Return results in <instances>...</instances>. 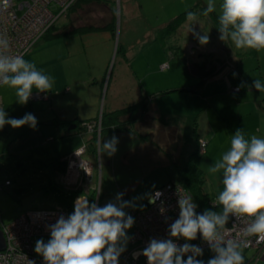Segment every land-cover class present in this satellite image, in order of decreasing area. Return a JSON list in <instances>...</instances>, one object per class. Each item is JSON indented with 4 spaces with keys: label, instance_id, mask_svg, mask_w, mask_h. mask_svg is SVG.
Here are the masks:
<instances>
[{
    "label": "crops",
    "instance_id": "1",
    "mask_svg": "<svg viewBox=\"0 0 264 264\" xmlns=\"http://www.w3.org/2000/svg\"><path fill=\"white\" fill-rule=\"evenodd\" d=\"M203 1L206 2L205 0H199V2ZM98 34L102 37L94 43L92 39L97 38ZM66 36H71L65 42L67 45L58 40L56 42L62 44L63 47L58 51L52 50L50 43H54L55 39ZM53 37L54 39L48 40L49 42L46 43L44 58L46 57L47 60H44L45 63L42 65V69L54 77L52 90L42 92L46 94L44 98H29L27 101L31 112L37 117L36 127L32 128L27 124L13 127L5 124L3 128H0V132L6 133L8 131L6 133L7 137H13L9 140L8 146L18 148L16 152L24 148H28V150L40 146L48 148L50 144H52V147L56 146L54 152L40 153L36 155L35 159L32 155L30 159L25 154L23 158L42 162L47 168H51L53 182L67 193H70L68 191L70 189L64 185L63 171L52 168L49 160L52 158L63 159L70 152L84 144L83 157L92 164L93 174L99 184L98 204L102 206L110 200L114 201L115 196L110 191L112 186L124 193L121 197L122 200L131 201V205L125 207L126 213L141 208L155 186L165 181L174 180L168 174L167 179L164 181L155 180L157 173H153V170L172 166L179 176L178 170L180 167H178V164L182 163V160L193 153L196 148V142L191 141L182 147V138H185L187 131H190L193 136L194 131L197 136L204 137L207 141L204 152L196 161L204 172L206 191L217 195L220 188H222L220 176L215 173L213 175L215 181L213 182L206 175L205 164L207 163L211 167L219 159L220 154L229 147L231 135L238 127H242L248 136L253 134L264 135V90H256L251 86V81L257 77L264 80V50L237 49L229 44L226 47L225 43L229 40H225L220 57H214L216 64H213V62L207 65L203 62L201 65L197 64L195 70L199 69V71L198 73L193 72L192 75L196 74L195 77L199 80L195 81L191 78L186 81L185 79L184 87H174L175 89L179 88L178 92L181 95H178L175 102H172L171 98V104L176 106L174 109L162 111L161 104L153 99L149 101L152 104V108H148L150 115L158 116L163 125L173 131V139L171 138L168 141L166 147H160L154 137L151 135L148 137L144 134L145 131L141 132V130L132 126L124 131H112L108 128L101 130L98 126L99 122H97V131L92 129L93 123L99 119L103 111H111L127 106L120 105L124 103L119 101L115 103L116 95L119 92L116 80L109 88L108 76L105 79H103L104 75L101 77V74H106L108 49L106 50V47L99 44L98 41L102 43L104 39L108 41V38L112 37L110 32L102 30L84 34L70 32ZM43 38L45 39L47 36ZM83 42L85 45L93 46V49L90 51L81 48L80 44ZM105 44H108V42ZM185 44L179 46L180 51L177 58L182 56L183 47L192 46V43H189V46ZM121 51L124 58H127L124 47ZM85 54L88 66L81 64L82 59L80 57L72 62V55L83 56ZM61 62L63 63L61 64ZM215 66L218 67V70L213 75L206 76V73ZM101 67L104 68L103 72L100 71ZM100 72L102 73L100 74ZM217 77H221V81ZM235 86L239 89L233 90L232 88ZM208 88L212 91L206 92ZM134 91L137 92L138 96L136 101L131 103L142 100L146 96L152 97L141 86L139 89L138 85H134ZM33 92H36V90L33 89ZM27 103H18L15 91L11 87H0V105L5 107L9 116L18 118L17 115L12 113L11 108L14 109L15 106L19 105L28 106ZM168 119H171L170 123H167ZM183 120L190 122L184 124V130L181 123ZM85 121H88L91 125L87 126L88 123H83ZM73 124L74 127H71ZM153 133L154 131H152ZM94 135L96 136V148L94 147V141L93 145L89 143ZM113 135L118 137L117 144L129 142L128 148L118 156L115 153L112 155L100 153L98 141L102 138L103 142ZM192 144L195 146L194 150ZM61 148L63 149L60 150ZM60 154L65 155L61 156ZM4 155L3 148H0V159ZM47 176L49 178V175ZM127 177L128 180H126ZM140 181H142L141 184L146 183V181L155 183L143 194L136 196L133 194L134 189H131L133 185L135 186ZM52 187H44V193L46 195L53 193L51 191ZM109 193L110 195H108ZM78 197L88 199V193L78 190L74 194L73 203ZM15 216L6 218L5 221L1 222H7ZM0 218L2 219V216ZM131 233L132 226L130 227V235ZM243 251L245 264H264V259L254 260L255 251L253 249L247 251L243 249Z\"/></svg>",
    "mask_w": 264,
    "mask_h": 264
},
{
    "label": "clouds",
    "instance_id": "2",
    "mask_svg": "<svg viewBox=\"0 0 264 264\" xmlns=\"http://www.w3.org/2000/svg\"><path fill=\"white\" fill-rule=\"evenodd\" d=\"M8 0H3L6 6ZM217 8L216 0H208L205 12ZM217 26L219 39L230 40L237 49L264 50V0H219ZM197 12L188 10L186 17L201 43L207 42V33L200 34L192 28ZM10 41L6 33L0 32V87L14 89L16 101L25 104L33 93L52 90L54 77L37 67L23 54L9 51ZM256 90H264V80L257 77L251 81ZM5 124L18 127L27 124L35 128L37 117L26 112L21 117H11L0 105V128ZM118 137L102 138L98 141L99 152L112 155L117 150ZM218 173L222 188L215 203L220 210L205 208L197 212L198 204L190 193H178V216L168 225L170 238H150L141 253L147 264H245L243 249L255 237L257 243L264 242V135L248 136L242 127L231 135L229 147L224 150L209 168ZM100 191V189H99ZM98 191V192H99ZM123 192L116 194L115 201L99 205L89 199L74 202L67 216L61 214L54 223L47 225L50 235L45 241L36 240L34 250L43 257L45 264H119L129 240V229L135 218L126 213L131 201L122 200ZM162 195L159 191L152 202ZM164 208H160L164 212ZM235 219L245 221L243 228L233 237L228 222ZM2 222H0L1 224ZM208 243L214 253L206 261L198 259L203 249L189 243L197 235ZM171 237H183L186 242L178 244ZM138 253H133L135 257Z\"/></svg>",
    "mask_w": 264,
    "mask_h": 264
},
{
    "label": "rangeland",
    "instance_id": "3",
    "mask_svg": "<svg viewBox=\"0 0 264 264\" xmlns=\"http://www.w3.org/2000/svg\"><path fill=\"white\" fill-rule=\"evenodd\" d=\"M205 1L206 2H203L207 5L208 0ZM198 3L199 0H114V37H109L108 41L104 39L103 43L101 41H98L99 44H102L106 47V50L108 49L106 74H101L104 69L101 67V77L104 75L103 79H105L108 76L109 88H111L115 80L118 84L117 87L119 89V92L116 95L115 103H118L119 101L120 103H124L120 105H128L129 103L136 101L138 94L136 91H134V85H138L139 89L141 86L142 89L152 95L151 98L145 95V98L139 100L146 102L147 109L143 112L141 111L142 106L138 105L137 109L134 111V114H137V117L130 122V126L141 130V132L145 131L144 134L148 137H150L149 135L154 137V140L160 147H166V145H168V141L173 137V131L171 128L165 127L163 125V122L159 120L158 116L150 115L148 108H152V104H150L149 101L153 99L157 101V103L161 104L160 106L162 111H171L172 109H174L176 106H173L171 104V98L172 102H175L176 98L180 94L178 92L179 88L175 89L174 87H184V82L189 81L191 78L195 81L199 80V78L195 77L196 74L194 76L192 75L193 72L198 73L199 71V69L195 70L197 64L201 65L202 62L205 65L210 64L211 62H213V64H216L214 57H220V54L222 52L221 49L223 47L222 45L224 41L219 39V32L216 33L210 26H207L209 23H206V19L200 18V16H197L198 22H194L192 24V28L195 30V32H198L200 34L207 33V42L201 43L194 32L189 31V25L191 21H189L188 18L185 19L183 23L173 33H171V35L164 36L162 38L159 37L161 36L159 35V29L161 25H165L166 22H168L170 19L187 8H199V5L196 6V4ZM216 3V11L219 13V0H216ZM72 5L69 8H71ZM68 12L64 16L57 19L50 28L55 26L53 30H56L57 27L62 29L65 24L67 25L71 13ZM68 25L72 26V24H69V22ZM101 37L102 35L98 34L97 38H93L92 41L95 43ZM69 38H71V36L55 39L54 43H50L52 50L58 51L63 47L62 44L60 45L56 41L61 40L65 43ZM52 39H54V37L48 39H44L43 37H41L40 39L35 41L29 48V50L24 54L25 58L34 61L37 67L42 69V65H44L45 63L44 60H47L46 57L44 58L46 43L49 42L48 40ZM229 41L225 43L226 47L228 46V44L234 46V44ZM106 42H108V44H105ZM185 43L188 44V46L189 43H192V46L183 47L182 56L180 58H172L173 53L180 51L179 46L181 44L184 45ZM65 44L67 45V43ZM82 44H80V47L83 49H88L90 51L93 49V46L85 45L84 42ZM123 47L126 50L125 53L127 55V58H124L121 51ZM78 57L82 59L81 64H83V66H88L87 60L85 59L86 54L83 56L72 55V62L76 61ZM194 62L195 64L193 65ZM62 63L63 62H61V64ZM165 63L167 67L165 69H161L165 65ZM217 78H219V80L221 79V77ZM185 79L186 81H184ZM235 87H233L232 89H239H235ZM210 91H212V89L208 88L206 90V92ZM36 92H33V96L31 95L30 98L39 99L46 97V94L42 92H38L40 93V95L37 96ZM102 98L103 97L101 96V99ZM178 108L185 109L183 107ZM11 111L18 117L23 116L26 112H31L29 105H19L17 107L15 106L14 109L11 108ZM170 120L171 119H168L167 123H170ZM181 123L183 124L182 126L184 130V124H189L190 122L183 120ZM10 129L12 130V128ZM152 131H154L153 134ZM6 133H8V131ZM6 133L0 132V148H3V151L5 152L4 157L0 159V217L2 216L3 219L2 220L0 218V222L5 221L6 218H11L19 214L20 212L30 209H52L55 207L68 208L67 206L69 205V193H67V191H65L61 187H57L55 185V183L53 182L51 168H47L42 162L31 161L29 159L23 158L25 154V156L27 155V157L29 158L32 155V157L35 159L36 155H39L40 153L54 152L56 146L52 147V144H50L48 148L40 146L31 148V150H28V148H24L16 152L18 148H12V146H8L9 140L13 139V137H7ZM190 141L196 142V148L192 144V148L193 150L195 148V151L190 155H187V158L182 160V163H180L181 166H179L180 164H178V167L180 168L184 165L197 164L196 161L201 157L200 155L204 152L207 143L204 137H200L197 135L192 136L190 134V131H187L185 138H182V147L185 146L186 143L189 144ZM128 145L129 142L117 144V150L115 154L117 156L120 155L124 150L128 148ZM62 149L63 148H61L60 150ZM60 155L64 156L65 154ZM209 168L210 166L206 163V175L214 182L215 177H213V175L215 173L210 172ZM45 169L49 171H46ZM81 171V176H88L84 178L88 180L83 181V185L85 186L86 191L84 189H82V191L88 193L89 201H95L96 203H98L100 191L97 179L93 174V168L87 170L82 169ZM152 172L157 173L155 175V180L164 181L165 179H167V174L169 177L174 179L171 181H165L164 183L157 185L154 188H157L158 186H161L167 182H171L174 185L184 187L190 194H192L191 190L185 185V183L179 179L177 172L172 166H170L169 168H157V170L155 169ZM47 175H49V178ZM128 179L129 178L127 177L126 180ZM63 182L66 183L65 179L63 180ZM141 183L142 181L137 183L135 186L133 185L131 189H134L133 194L136 196L143 194V192L147 191V189L151 187L155 182L146 181V183ZM49 186H53L51 188V191L53 193L46 195V193H44V187ZM203 189L206 191L205 180ZM110 191L111 194H113L115 197L118 192H121V190L112 186L110 187ZM181 191L183 190H180L179 194L182 193ZM108 195H110V193ZM149 197L150 196L147 197L146 201H149ZM175 197L178 199V192L175 193ZM215 199L216 195H213L211 206H218V204L215 203ZM73 208L74 203H72L71 209ZM138 209L140 208H137L136 210ZM197 210L199 209L197 208L196 211ZM130 211H128L127 213L129 214ZM229 222H231V220ZM241 222L242 226H244L245 221L241 220ZM127 233L130 235V228L127 229ZM131 236L132 235H130L129 240L127 241L125 251L120 255L119 264H121V260H134V258L131 256L127 257V252L130 251L131 246ZM39 238H43L46 241L49 238V235L35 236L33 238L32 255H35V258H37V260H43V257L40 254L36 253L34 250L35 242ZM263 243L264 242L258 243V246L257 244H255L254 247H245L244 250L247 251L253 249L255 251L254 260H259L264 257V245H262ZM212 255H214V253L209 249V247H207L203 250V255L197 258L204 259L206 261ZM142 259L143 258H139L137 260Z\"/></svg>",
    "mask_w": 264,
    "mask_h": 264
},
{
    "label": "built area",
    "instance_id": "4",
    "mask_svg": "<svg viewBox=\"0 0 264 264\" xmlns=\"http://www.w3.org/2000/svg\"><path fill=\"white\" fill-rule=\"evenodd\" d=\"M74 2L76 0H8L7 5L3 6V0H0V32L6 33L9 38V51L24 55L35 41L44 36L57 19L67 13ZM165 66L166 64L163 67ZM36 93L37 96L40 95V93ZM90 125L87 124V126ZM84 151L85 145L83 144L65 156L67 168L63 173V180L65 179L64 185L69 189L85 190L83 181H87L88 179L84 178L88 176H81V170L92 168V164L83 157ZM180 190H183L181 195L189 193L184 187L167 182L151 191L150 197H154L157 191L162 193L155 198V202L149 199L146 201L145 207L130 211L129 214L135 220L132 225L131 246L127 257L131 256L134 260H121V264H147V259L140 250L147 246L149 239L154 237L170 238L168 225L178 216V199L175 197V193H179ZM160 208H164V212H161ZM72 211L71 208L61 207L30 209L19 213L7 222H2L1 228L6 247L0 250V264H45L44 260H37L35 255H32L33 238L50 235L47 225L54 223L61 214L67 216ZM226 227L231 229L233 237L237 236L243 228L241 220L235 219V217ZM171 238L177 240L178 244L186 242L183 237ZM247 239L250 242L246 248L254 247L255 244L259 245L255 237ZM187 242L198 244L203 250L208 247V243L202 239ZM134 252L138 253L135 257L133 256ZM139 258L143 259L137 260Z\"/></svg>",
    "mask_w": 264,
    "mask_h": 264
},
{
    "label": "trees",
    "instance_id": "5",
    "mask_svg": "<svg viewBox=\"0 0 264 264\" xmlns=\"http://www.w3.org/2000/svg\"><path fill=\"white\" fill-rule=\"evenodd\" d=\"M113 3L114 0H76L72 7L68 9V11L71 12L68 22L69 24H72V26L68 25L67 22V25L69 27L65 24L62 29L57 27L56 30H53L55 27L54 26L50 28L49 31L44 34V36H47V38H51L56 35H62L70 32L84 34L87 32L102 30L109 31L111 36L114 37L115 9L113 8ZM196 6H198L199 8H187L173 17L171 20H169L167 24L162 25L159 29V35H161L159 37L162 38L164 36L171 35V33H173L183 23V21L187 19L186 12L188 10L197 12V16H200V18H205L206 23H209L207 26H210L216 33L219 32L217 28L219 24L218 12L216 10L213 12H205L204 9L207 5L203 2H199L198 4H196ZM178 56V52H175L173 53L172 58H177ZM166 67L167 65L163 68H160L165 69ZM217 70L218 67L216 66L211 68L206 73V76L213 75ZM138 105L142 106L141 111L143 112L147 109L145 101H137L118 109L103 111L99 119L95 120V122L93 123L92 129L97 131L98 120V126L101 130L108 128L112 131H124L129 129L130 122L137 117V114H134V111L137 109ZM83 123L86 124L88 123V121H85ZM193 134L196 135L194 131ZM92 139L89 140V143L93 145L94 141V147L96 148V136L94 135ZM49 164L52 168L62 170L64 173L66 168V159L65 157L63 159L52 158L49 160ZM178 172L180 180L184 182L185 185L191 190V193L198 204V209L201 212L205 208H213L216 211L220 210L219 205L211 206L213 195L203 189L205 175L203 170L197 164L184 165L183 167L179 168ZM68 191L70 193L69 205L67 207L71 208L74 194H76L78 190L70 189ZM145 206L146 202L143 203L141 208Z\"/></svg>",
    "mask_w": 264,
    "mask_h": 264
},
{
    "label": "water",
    "instance_id": "6",
    "mask_svg": "<svg viewBox=\"0 0 264 264\" xmlns=\"http://www.w3.org/2000/svg\"><path fill=\"white\" fill-rule=\"evenodd\" d=\"M71 127H74V124L71 126ZM197 212H201L200 210H197ZM200 235L198 233L197 235V238L194 239L193 241H197V240H200ZM5 247V238H4V234H3V231H2V228H1V224H0V250H2L3 248ZM264 257L261 258V260H263Z\"/></svg>",
    "mask_w": 264,
    "mask_h": 264
}]
</instances>
